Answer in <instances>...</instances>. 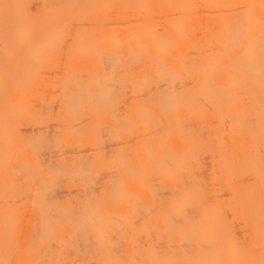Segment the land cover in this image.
<instances>
[{
	"label": "bare ground",
	"instance_id": "obj_1",
	"mask_svg": "<svg viewBox=\"0 0 264 264\" xmlns=\"http://www.w3.org/2000/svg\"><path fill=\"white\" fill-rule=\"evenodd\" d=\"M0 264H264V0H0Z\"/></svg>",
	"mask_w": 264,
	"mask_h": 264
},
{
	"label": "rangeland",
	"instance_id": "obj_2",
	"mask_svg": "<svg viewBox=\"0 0 264 264\" xmlns=\"http://www.w3.org/2000/svg\"><path fill=\"white\" fill-rule=\"evenodd\" d=\"M48 80H49V79H48ZM50 81H51V82H50ZM50 81H49V82L51 83V85H53L52 78H51ZM49 85H50L49 83H46V86H45V87H43L44 85H41L42 87L40 86L39 90H42V88H44V90H46V89L49 87ZM55 85H57V84L54 83V85H53L54 87H51V86L49 87L51 90H50V89H47V91H45V93L50 91V94H47V93H46L47 96H48V95L50 96L51 94H53L52 92L58 88V86H55ZM47 86H48V87H47ZM44 90H43V92H44ZM52 90H53V91H52ZM51 91H52V92H51ZM47 96H45V97H47ZM48 98H49V97H47V98H45V99L47 100ZM49 99H50V98H49ZM46 100H45V101H46ZM51 100H52V99H51ZM51 100H47V101H49L50 104H53V103H54L53 105L58 106V99H56V102H54L55 98L53 99V102H51ZM49 102H47V103H49ZM96 172H99V170H97ZM98 176H99V175H98Z\"/></svg>",
	"mask_w": 264,
	"mask_h": 264
}]
</instances>
